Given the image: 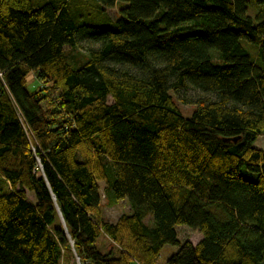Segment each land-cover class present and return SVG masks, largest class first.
<instances>
[{
  "label": "trees",
  "instance_id": "trees-1",
  "mask_svg": "<svg viewBox=\"0 0 264 264\" xmlns=\"http://www.w3.org/2000/svg\"><path fill=\"white\" fill-rule=\"evenodd\" d=\"M259 136L264 0H0V264H264Z\"/></svg>",
  "mask_w": 264,
  "mask_h": 264
},
{
  "label": "rangeland",
  "instance_id": "rangeland-1",
  "mask_svg": "<svg viewBox=\"0 0 264 264\" xmlns=\"http://www.w3.org/2000/svg\"><path fill=\"white\" fill-rule=\"evenodd\" d=\"M256 13V9H250L249 10V14L251 16H254ZM109 16L113 19H115L118 16V12L117 9H112L109 10ZM248 46L247 44L244 43V47ZM87 48V45L83 44L81 47L77 48V50L72 51L73 54L76 53H81L84 54L85 51L84 49ZM249 51V49H248ZM250 52V51H249ZM251 56H253L252 54H250ZM27 83H28V87L30 90H33L35 88H44V84L37 80L35 75L33 73H30L28 78H27ZM179 103V102H178ZM178 107L180 109V111L182 112V114L185 117H188L190 115V113L192 112L193 107L190 106H185L182 104H178ZM254 146L257 149H262L264 150V136H259L254 144ZM104 187L103 183H100V188L102 190V188ZM0 189H2V191H6L8 189V186L3 183L2 181H0ZM28 200L33 201L34 199V195L32 193H26ZM34 202V201H33ZM101 202H102V210H101V217L104 219V221H107L109 223H116L118 218L122 215V214H128L129 212V207L126 201H120L117 204H115L112 207H109L105 204L103 198H101ZM176 232H177V238L181 241H185L188 240L190 241L192 244H197L199 242V240L201 239V234L194 230V229H190L187 227H177L176 228ZM113 245L108 241V239L106 237H101L97 240L96 242V247L102 252V253H106V251H108ZM177 250L176 247H172V246H165L163 248V250L161 251V254L159 256V260H158V264H164V262L166 261V259L168 258V256L175 252Z\"/></svg>",
  "mask_w": 264,
  "mask_h": 264
}]
</instances>
